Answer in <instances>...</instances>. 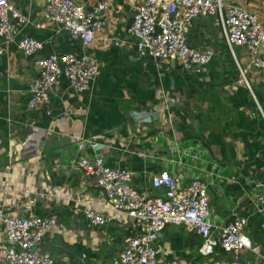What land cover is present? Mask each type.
Here are the masks:
<instances>
[{"label":"crops","instance_id":"obj_1","mask_svg":"<svg viewBox=\"0 0 264 264\" xmlns=\"http://www.w3.org/2000/svg\"><path fill=\"white\" fill-rule=\"evenodd\" d=\"M8 1L27 24L0 57V208L20 216L26 203L4 186L43 196L32 198L36 214L57 221L42 242L53 264H110L131 234L129 223L109 218L94 228L85 219L83 203L95 197L97 187L76 162L96 157L108 167L130 170L137 191H151V178L162 168L180 169L185 182L201 178L210 200L209 222L222 227L233 216L247 219L245 233L264 256L263 219L254 209L256 197L264 194V70L246 68L245 48L235 47L231 56L216 17L197 18L187 35L190 46L214 52L201 74L192 77L178 64L139 57L125 33L131 12L114 1L94 37L100 68L88 90L76 94L62 81L49 104L28 111L36 60L73 53L78 45L50 23L35 27L46 21L44 0ZM225 2L264 18V0ZM23 37L42 43L41 50L24 56L17 47ZM120 42L123 46L115 44ZM239 68L249 89L240 83ZM79 138L92 144L80 151L74 140ZM56 190L70 198L48 194ZM3 237L0 224V244ZM154 246V264H263L249 250L232 255L217 247L210 257L201 256L200 240L179 226H167Z\"/></svg>","mask_w":264,"mask_h":264},{"label":"built area","instance_id":"obj_2","mask_svg":"<svg viewBox=\"0 0 264 264\" xmlns=\"http://www.w3.org/2000/svg\"><path fill=\"white\" fill-rule=\"evenodd\" d=\"M114 1H120L131 12L125 33L134 39V48L141 58L178 64L192 77L200 75L214 52L210 47L190 46L187 35L197 18L216 17L221 38L231 56L234 57L235 47L245 48L246 68L264 70V18L225 0H44L46 21L35 27L43 29L46 23L54 25L78 45V50L68 54L53 53L36 60L37 75L28 85V111L49 104V95L62 81L76 94L88 90L100 68L94 54V37L105 26V14ZM26 24L25 15L8 0H0V57ZM115 44L123 46L122 42ZM17 47L24 56H32L41 50L42 43L23 37ZM238 70L240 83L249 89L244 72L241 68ZM74 140L80 151L92 144L80 138ZM191 158L197 159L196 156ZM76 166L92 177L97 187L95 197L83 203L89 226L103 227L109 218L130 224L131 234L110 264H154L157 255L154 244L169 225L183 227L195 235L200 240L198 254L201 256L210 257L217 247L232 255L249 250L263 258L264 264L261 247L253 244L245 233L247 219L233 216L222 227L209 222L210 200L206 182L201 178L185 182V174L180 169L162 168L151 178V191H137L131 184L130 170L108 167L101 157L92 161L81 158ZM5 170L9 171L10 165ZM3 190L26 199L20 216L7 215L0 208L3 264H53L51 257L43 254L42 242L57 226V221L52 216L36 214L32 198L43 196L30 188L13 190L4 186ZM157 190L161 192H153ZM48 194L57 200L70 198L57 190ZM254 209L263 219L260 228L264 230V194L256 197Z\"/></svg>","mask_w":264,"mask_h":264},{"label":"water","instance_id":"obj_3","mask_svg":"<svg viewBox=\"0 0 264 264\" xmlns=\"http://www.w3.org/2000/svg\"><path fill=\"white\" fill-rule=\"evenodd\" d=\"M182 71H183L186 75H190V73L187 72L186 70L182 69Z\"/></svg>","mask_w":264,"mask_h":264}]
</instances>
